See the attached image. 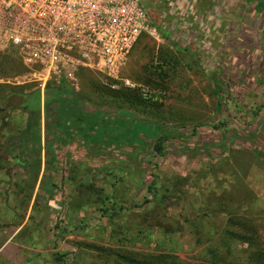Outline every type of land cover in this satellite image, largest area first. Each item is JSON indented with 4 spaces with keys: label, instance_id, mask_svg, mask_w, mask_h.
Returning a JSON list of instances; mask_svg holds the SVG:
<instances>
[{
    "label": "rangeland",
    "instance_id": "rangeland-1",
    "mask_svg": "<svg viewBox=\"0 0 264 264\" xmlns=\"http://www.w3.org/2000/svg\"><path fill=\"white\" fill-rule=\"evenodd\" d=\"M192 1L198 7L201 0ZM146 7L152 22L162 24L158 41L142 35L116 70L106 74L79 70L74 84L61 85L101 114L117 116L125 125H137L139 119L167 128V139L159 156L153 149L155 134L160 133L157 127L123 131L120 152L125 158L139 157L137 165H124V171L140 178L137 207L124 213L91 209L80 218L72 215L67 219L71 228L59 225L62 229L58 233L82 236L75 230L83 224V236L88 240L65 239L58 251L51 233L50 253L43 252L44 245L35 255L34 240L45 242L47 237H37L38 207L29 202L30 196L22 188L25 168L17 164L34 157L40 139L37 127L45 124L42 114L51 101L44 100L36 85L23 83L28 78L13 53L0 52V98L11 91L37 90L40 96L38 113L0 111V247L8 241L24 247L23 261L9 257V253L0 254V264H262L261 64L254 63L256 77L248 85L226 84L222 97L216 98L192 48L179 43L181 39L176 43L171 37L175 28L164 29V24L171 28L170 20L160 18L164 7L158 3ZM56 86L46 85L42 94ZM27 120L31 122L28 130ZM104 153L107 150L99 149L97 156H106ZM142 188H148L149 194ZM91 192L96 196L88 193L82 198L90 208L99 204L101 194L95 187ZM25 218L22 231L14 233ZM222 234L228 243L222 247L225 254L222 250L207 252Z\"/></svg>",
    "mask_w": 264,
    "mask_h": 264
},
{
    "label": "crops",
    "instance_id": "crops-1",
    "mask_svg": "<svg viewBox=\"0 0 264 264\" xmlns=\"http://www.w3.org/2000/svg\"><path fill=\"white\" fill-rule=\"evenodd\" d=\"M196 6L195 17L186 21H190V29H174L170 35L176 43L181 39L179 43L192 48L199 60L196 64L205 68L210 85L214 76H220L225 85H248L256 77L252 71L256 69L255 62L261 64L259 74L264 73V0H201ZM166 25L164 29H172ZM50 101L42 114L46 122L37 127L40 139L34 157L17 163L25 168L22 188L30 196L29 202H35L38 207L35 222L40 234L37 237H47L45 242L34 240L35 255L44 245L47 247L43 252L50 253L51 233L58 243L57 251L65 239L88 240L83 236L86 229L83 224L75 230H80L82 236L58 233L62 229L59 225L71 228L67 219H72V215L80 218L91 209L105 213L135 210L139 203L140 178L130 170H127L130 174L124 171V165H137L139 157L122 155V134L133 128V131L149 128L139 124L128 126L116 115L114 118L103 115L69 91ZM102 148L108 154L99 157L98 151ZM94 187L101 194H98L99 204L90 208L82 198L88 193L96 196L91 192ZM147 189L142 188L146 195ZM72 197L77 200L72 201ZM52 219L55 220L52 222ZM25 220L14 233L22 231ZM21 248L24 249L8 241L0 247V254L9 253V257L23 261Z\"/></svg>",
    "mask_w": 264,
    "mask_h": 264
},
{
    "label": "built area",
    "instance_id": "built-area-1",
    "mask_svg": "<svg viewBox=\"0 0 264 264\" xmlns=\"http://www.w3.org/2000/svg\"><path fill=\"white\" fill-rule=\"evenodd\" d=\"M158 3L171 28L190 29L192 0H0V52H11L23 83L74 84L79 70H116L142 35L161 38L145 2ZM188 25V27H187Z\"/></svg>",
    "mask_w": 264,
    "mask_h": 264
},
{
    "label": "trees",
    "instance_id": "trees-1",
    "mask_svg": "<svg viewBox=\"0 0 264 264\" xmlns=\"http://www.w3.org/2000/svg\"><path fill=\"white\" fill-rule=\"evenodd\" d=\"M148 4H149L148 1L145 2V5H148ZM156 26L161 31L162 24H159ZM211 79H212L211 83H212V89H213L214 96L216 98L222 97L223 91L225 89L224 82L221 80L220 76H219V78L214 76ZM62 89H64L65 91H63ZM66 91L68 92L67 88H64L63 85H61V83H60L55 88H52L51 90L44 91L43 98H44V100H46V99L52 100L56 95L60 96L63 94H67ZM39 97H40L39 92L37 90H34L32 92H28V93H22L20 91H11L8 94H6L4 97L0 98V111L12 110V109H21L24 111H28L29 113L34 112V111L37 112V110H39ZM219 104L220 103H218V105ZM137 121H138L139 125L152 126V127L155 126V127H157L158 131H160V133L158 132L159 134H155L154 144H153V149H154L155 153L160 156L161 149H162L161 145L167 139V135H166L167 132H166V130H164L167 128L161 127V125H159V124L145 122V121H142L139 119ZM30 127H31V122L29 120H27L26 121V130H28ZM162 133H163V135H162ZM177 135H179V134H175V136H177ZM247 137L251 138V135L247 134ZM221 141L224 142L225 140L221 139ZM195 228H196V231L199 233V229H198L197 224H195ZM222 236L220 238H218L217 243H214V245H212L213 248L207 249V252H211L213 250L221 252L222 247H224V245L228 244L227 238H225L223 234H222ZM254 250H256V249H254ZM261 252L264 256V251H261ZM222 254H225V251H223ZM221 259H223V258H221ZM260 263L264 264V258L262 259V262H260ZM232 264H234V263H232Z\"/></svg>",
    "mask_w": 264,
    "mask_h": 264
}]
</instances>
